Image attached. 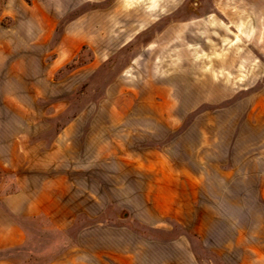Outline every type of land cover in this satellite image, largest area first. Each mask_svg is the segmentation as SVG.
I'll return each instance as SVG.
<instances>
[{"label": "rangeland", "instance_id": "374dc122", "mask_svg": "<svg viewBox=\"0 0 264 264\" xmlns=\"http://www.w3.org/2000/svg\"><path fill=\"white\" fill-rule=\"evenodd\" d=\"M263 187L264 0H0V264H237Z\"/></svg>", "mask_w": 264, "mask_h": 264}, {"label": "crops", "instance_id": "0c3cea01", "mask_svg": "<svg viewBox=\"0 0 264 264\" xmlns=\"http://www.w3.org/2000/svg\"><path fill=\"white\" fill-rule=\"evenodd\" d=\"M262 190L260 191V195L264 196V191ZM179 244V250L176 252V255H174V257L170 260V263L168 264H203L202 261L198 259L197 255L191 250H189V247L185 243ZM252 248L253 251L251 253H248L247 259H243V261H238L237 264H264V262L262 261V259L264 258V253L262 251L260 237H254ZM230 256L231 254L229 253L225 254L224 257H227L224 258L226 262L225 264H229L228 257Z\"/></svg>", "mask_w": 264, "mask_h": 264}]
</instances>
